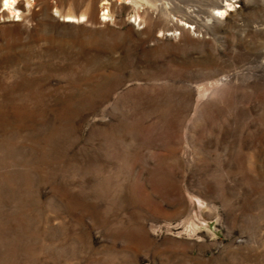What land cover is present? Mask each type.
I'll return each instance as SVG.
<instances>
[{
	"label": "rangeland",
	"instance_id": "rangeland-1",
	"mask_svg": "<svg viewBox=\"0 0 264 264\" xmlns=\"http://www.w3.org/2000/svg\"><path fill=\"white\" fill-rule=\"evenodd\" d=\"M19 1L0 264H264V0Z\"/></svg>",
	"mask_w": 264,
	"mask_h": 264
},
{
	"label": "bare ground",
	"instance_id": "bare-ground-1",
	"mask_svg": "<svg viewBox=\"0 0 264 264\" xmlns=\"http://www.w3.org/2000/svg\"><path fill=\"white\" fill-rule=\"evenodd\" d=\"M106 3H109V0L108 1H106L104 4H106ZM7 4L9 5L8 7H9V9H10V14L12 13V15L11 16H15V15H20V14H18V9H17V6H21V2L19 1L18 3H17V5H16V0H8V2H7ZM212 6H213V8L214 9H216V10H218V12H221V14H223L224 15V13H227L228 11H229V6H232V3H223V1L222 0H217V1H215L213 4H212ZM189 13H191V10L190 11H188ZM208 14L207 15H210L211 16V18L210 19H208V21L210 20H212V18H215V19H217V18H220V15L219 14H217L215 11L213 12H207ZM1 15V14H0ZM22 15V14H21ZM69 18H72V17H74L75 15H73V14H69V15H67ZM81 18V17H80ZM71 19H67V21H70ZM188 27H189V25H188Z\"/></svg>",
	"mask_w": 264,
	"mask_h": 264
},
{
	"label": "snow or ice",
	"instance_id": "snow-or-ice-1",
	"mask_svg": "<svg viewBox=\"0 0 264 264\" xmlns=\"http://www.w3.org/2000/svg\"><path fill=\"white\" fill-rule=\"evenodd\" d=\"M5 6H7V0H5Z\"/></svg>",
	"mask_w": 264,
	"mask_h": 264
}]
</instances>
